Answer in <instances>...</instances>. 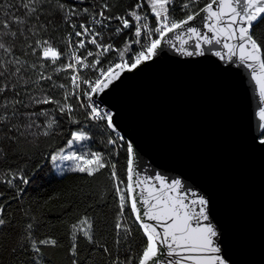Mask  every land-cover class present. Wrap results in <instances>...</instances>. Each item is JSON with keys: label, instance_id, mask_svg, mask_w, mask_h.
Here are the masks:
<instances>
[{"label": "snow or ice", "instance_id": "snow-or-ice-1", "mask_svg": "<svg viewBox=\"0 0 264 264\" xmlns=\"http://www.w3.org/2000/svg\"><path fill=\"white\" fill-rule=\"evenodd\" d=\"M147 2L155 27L147 22V14H141L143 2L131 6L123 15H117L111 13L112 6L107 2L96 6L90 13L89 8L77 10L76 4H69L67 0H17L16 3L0 0V157L6 156L7 148L20 140L50 134L57 120L47 118L48 109L40 107L42 105H56L59 113L78 124L73 118V105L68 102L75 97L76 106L84 109L87 118L102 122L116 135L107 143L114 148L126 149V182L120 181L115 188L119 207L114 243L120 244L121 233L124 238L133 235L132 225L124 218L126 207L130 209L133 223L143 234L142 247L137 254L128 255L124 260L120 259L118 251L114 255L107 246H100L109 258L108 264H229L218 245L219 233L210 221L208 199L186 187L180 178L169 179L156 173L140 179L134 168L136 150L133 142L119 133L115 114L102 106V99L97 97L102 98L125 73H132L151 61L162 44H167L187 57L204 56L206 46H214L207 50L219 60L238 62L250 70L251 79L264 99V30H258L260 22L264 21V0H207L198 10L193 7L197 0H185L182 10L187 11L185 18L180 20L171 15L173 0ZM78 11L83 18L76 24L72 20L78 16ZM201 14H204L203 28L206 31L190 26V22ZM57 19L73 29L68 33L65 45L68 52L54 46L52 38H45L49 26ZM113 20L119 23L115 34L127 30L132 37L128 39L125 36L121 48L105 43L103 33L96 30L97 26L107 27ZM177 32L181 33L175 36L179 45L169 38V34ZM183 33H187V39L183 38ZM73 36L79 39L73 41ZM89 45L94 46L95 51L89 50ZM134 46L138 48L134 49ZM113 52L116 57L109 59ZM30 57H35V61L29 63ZM62 57H68L70 62L56 67ZM49 66L56 73L70 70L71 92L67 91L65 84L51 85L52 88L65 89L63 101L54 99L49 92L36 94L37 85L53 79L48 74ZM85 70L91 73L88 78L82 75ZM41 116L46 118L43 126L38 123ZM258 118L261 131L257 141L264 145V107L260 108ZM70 137L67 146L89 139L83 129L71 131ZM58 152V155H50L53 163L57 160L74 161V170L89 176L106 166L105 157L99 152L66 154L64 148ZM110 167L112 177L117 178L116 165ZM10 177L6 181L8 185L16 179L25 185L29 183L28 178L19 172H10ZM125 184L126 187H121ZM5 211V205L0 204V227L8 223L3 218ZM32 228L29 223L21 234L28 241L19 244L21 251L30 249L39 256L41 245H57L55 239H33ZM72 228L70 252L75 257L78 251L75 233H81L89 243H93V224L84 217ZM10 251L15 255L17 248ZM162 255L168 259H162ZM73 264H76L75 260Z\"/></svg>", "mask_w": 264, "mask_h": 264}, {"label": "water", "instance_id": "water-1", "mask_svg": "<svg viewBox=\"0 0 264 264\" xmlns=\"http://www.w3.org/2000/svg\"><path fill=\"white\" fill-rule=\"evenodd\" d=\"M203 15L190 26L206 31ZM178 34H169L177 45ZM209 47L204 56L187 57L162 44L97 98L133 142L140 179L180 178L208 199L229 264H264V145L257 141L264 99L250 70L219 60Z\"/></svg>", "mask_w": 264, "mask_h": 264}, {"label": "trees", "instance_id": "trees-1", "mask_svg": "<svg viewBox=\"0 0 264 264\" xmlns=\"http://www.w3.org/2000/svg\"><path fill=\"white\" fill-rule=\"evenodd\" d=\"M5 2L16 3L17 0H5ZM67 2L75 3L77 10L89 8L90 13L95 11L96 6L107 2L112 6L111 13L117 15H123L131 6L143 2L141 13H147L148 17L154 20L147 0H67ZM184 2L185 0H173L170 9L173 17L185 18L187 10H182ZM206 2L207 0H197L193 6L194 10H198ZM13 11L15 12L16 8ZM82 18L83 14L78 11V16L73 18L72 22L79 24ZM72 30L62 20L57 19L49 26L45 38H52L54 46L68 52L65 45L68 33ZM258 30H264V21L260 22ZM125 36L132 39L127 31L124 32L115 41L117 48L123 46ZM115 57V52L109 55V59ZM35 59L30 57L29 63ZM68 62V57H62L56 67ZM48 74L52 75V81H44L37 85L36 94L49 92L54 99L63 101L65 89L52 88L51 85L65 84L67 91L70 92V70L56 73L49 66ZM82 75L88 78L91 73L85 70ZM68 102L73 105V118L78 124H73L66 115L59 113L56 105H42L40 107L48 109L47 118L57 120L50 134L48 136L40 134L35 138L20 140L18 144L7 148L6 156L0 157V193H2L0 204L5 205L3 218L8 221L5 226L0 227V264H73L74 260L76 264H108L109 258L101 251L100 246H107L114 255L118 251L121 260L128 255L135 256L142 247L143 234L139 226L133 223L130 209L127 207L124 218L132 225L133 235L131 238H124V234L121 233L120 244L114 243L117 239L115 223L119 207L115 188L120 181L126 182V149L123 147L116 149L107 143L112 133L103 123L96 124L90 121L84 109L76 106L75 97L70 98ZM45 119L43 116L39 117L38 123L43 126ZM79 129H83L89 136V139L81 142L79 146L81 151L102 153L106 166L91 176L74 169L56 173L50 155L60 148L65 149L67 141L71 138V131ZM112 164L116 165L117 178L111 175ZM10 172L23 174L28 178L29 183L25 185L16 179L12 185H8L6 181L11 178ZM121 187H126V184ZM21 188L22 192L19 191ZM84 217H88L93 224L94 242L89 243L81 233L76 232L78 251L74 257L70 252L73 242L72 226ZM29 223L33 225L31 230L33 239L51 238L57 241V245H41L39 256L30 249L21 251L19 244L28 242L21 234L25 232ZM13 247L17 248L15 255L10 251Z\"/></svg>", "mask_w": 264, "mask_h": 264}, {"label": "built area", "instance_id": "built-area-1", "mask_svg": "<svg viewBox=\"0 0 264 264\" xmlns=\"http://www.w3.org/2000/svg\"><path fill=\"white\" fill-rule=\"evenodd\" d=\"M141 14H147V13L144 12V13H141ZM174 18L177 19V20L184 19V18H179V17H177V18L174 17ZM147 22L149 23V25H150L151 27H155L154 20H152L151 17H148ZM118 26H119V23L113 21V22H111L107 27H104V28H100L99 26H97V27H96V30H97V31H101V32L103 33V40H104L105 43L113 44V45H115V47H116L115 41H116L117 37L123 34V33H122V34H119V35L115 34L114 30H115ZM77 30H78V29H77ZM72 31H73V30H72ZM72 31H71V32H72ZM126 31H127V30H125V32H126ZM72 39H73V41H76V40H78L79 38L73 36ZM88 48H89V50L95 51V47H94V46L89 45ZM135 48H138V46H135ZM135 48H134V49H135ZM83 51H84V50L81 49V52H83ZM84 54L86 55V53H84ZM89 59H91V58H89ZM69 62H70V59H69ZM70 84H71V82H70ZM71 90H72V89L70 88V92H71ZM97 99H98V98H97ZM98 100H100V99H98ZM102 106H106V105L102 102ZM106 107H107V106H106ZM107 108H108V107H107ZM108 109H109V108H108ZM89 120L92 121L93 123H96V124L102 123V122H100V121H96V120H91V119H89ZM111 133H112V132H111ZM111 138L115 139V138H116V135H115L114 133H112ZM115 148L118 149V148H120V147L117 146V147H115Z\"/></svg>", "mask_w": 264, "mask_h": 264}, {"label": "rangeland", "instance_id": "rangeland-1", "mask_svg": "<svg viewBox=\"0 0 264 264\" xmlns=\"http://www.w3.org/2000/svg\"><path fill=\"white\" fill-rule=\"evenodd\" d=\"M81 142L75 143L72 146H67L64 150L67 154L68 152H76L79 154H84V151H81L80 149ZM59 152L56 151L52 155H58ZM53 168L56 173H62L64 170L74 169L75 162L74 161H67V160H57L55 163L51 161Z\"/></svg>", "mask_w": 264, "mask_h": 264}]
</instances>
